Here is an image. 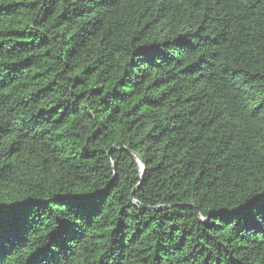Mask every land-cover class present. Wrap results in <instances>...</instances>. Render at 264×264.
I'll list each match as a JSON object with an SVG mask.
<instances>
[{
  "label": "trees",
  "instance_id": "trees-1",
  "mask_svg": "<svg viewBox=\"0 0 264 264\" xmlns=\"http://www.w3.org/2000/svg\"><path fill=\"white\" fill-rule=\"evenodd\" d=\"M260 188L264 0H0L3 264H264Z\"/></svg>",
  "mask_w": 264,
  "mask_h": 264
},
{
  "label": "snow or ice",
  "instance_id": "snow-or-ice-1",
  "mask_svg": "<svg viewBox=\"0 0 264 264\" xmlns=\"http://www.w3.org/2000/svg\"><path fill=\"white\" fill-rule=\"evenodd\" d=\"M185 43H186L185 41L177 40L175 42V45L179 48H184ZM235 187L239 190L241 194L247 190L246 185H241L239 183H237ZM90 191L94 192L95 189H91ZM234 196H235V193H234ZM51 203L52 201L49 200V204ZM67 204H68V211L73 212L77 215H79L81 211H86L88 208V205L82 202V196L80 193L72 195L68 199ZM41 207L47 208L48 205H42ZM253 208H258L260 211V214L264 215V188H260L259 190L253 189L247 196L243 197L240 204L236 205V210L234 212H228L226 213V215L231 217V216H240L243 214H248L250 210ZM49 215H51V213H49ZM79 218L82 219L83 217L80 216ZM77 226L78 225L76 224V222L73 221L72 223H69L67 225V229H63V226H62V228L58 229L57 231H61V230L70 231L71 229ZM0 264H3V259H0Z\"/></svg>",
  "mask_w": 264,
  "mask_h": 264
},
{
  "label": "water",
  "instance_id": "water-1",
  "mask_svg": "<svg viewBox=\"0 0 264 264\" xmlns=\"http://www.w3.org/2000/svg\"><path fill=\"white\" fill-rule=\"evenodd\" d=\"M130 154H132V153H130ZM133 195H134V193H133ZM133 195H132V198H133Z\"/></svg>",
  "mask_w": 264,
  "mask_h": 264
}]
</instances>
